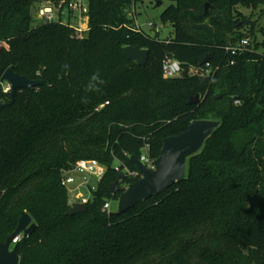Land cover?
<instances>
[{
  "label": "trees",
  "instance_id": "1",
  "mask_svg": "<svg viewBox=\"0 0 264 264\" xmlns=\"http://www.w3.org/2000/svg\"><path fill=\"white\" fill-rule=\"evenodd\" d=\"M74 1L0 0V79L15 67L44 82L0 110V242L26 212L37 230L19 242L20 264H264V25L240 12L264 0H82V38L63 15L34 23L36 4ZM146 2H170L162 21L173 39L136 32L129 11ZM247 36L252 50L226 52ZM127 46L149 51L145 67L124 57ZM167 58L181 76L165 78ZM94 74L103 82L89 90ZM196 120L220 126L188 159L185 181L124 214L105 212L141 178L127 175L111 193L125 169L136 171L130 158L147 148L157 160L164 140ZM81 160L107 171L86 212L67 216L63 181Z\"/></svg>",
  "mask_w": 264,
  "mask_h": 264
},
{
  "label": "water",
  "instance_id": "2",
  "mask_svg": "<svg viewBox=\"0 0 264 264\" xmlns=\"http://www.w3.org/2000/svg\"><path fill=\"white\" fill-rule=\"evenodd\" d=\"M163 6V2L156 4L157 8ZM1 46V43H0ZM124 57L140 67H145L149 60V51L140 47L127 46L123 50ZM206 56L201 65L208 63ZM11 86L10 102H0V110L6 106L13 105L16 94L20 90H32L44 85L43 81H32L27 77L16 73L15 67H10L0 79V92L3 84ZM200 96L190 99L189 105L197 104ZM220 126L219 121L196 120L192 122L187 130L177 136L166 138L160 157L153 162L154 169L145 166L138 157L132 156L131 163L134 164L141 178L131 184L119 197L116 213L121 215L135 208L136 205L160 196L173 186L185 181L187 176V161L190 157L198 154L205 142L213 135ZM125 176L120 175L117 181L111 185V193L116 194L119 184L124 181ZM87 204L77 203L66 214L75 216L86 212ZM37 230V224L33 218L24 213L19 220L18 227L10 234L5 242H0V264H20L19 242L23 238L32 236Z\"/></svg>",
  "mask_w": 264,
  "mask_h": 264
},
{
  "label": "built area",
  "instance_id": "3",
  "mask_svg": "<svg viewBox=\"0 0 264 264\" xmlns=\"http://www.w3.org/2000/svg\"><path fill=\"white\" fill-rule=\"evenodd\" d=\"M67 12L77 15V17H79L80 19L82 18L87 19V26L85 28L83 27L84 26L83 22H81L78 27L71 24L75 28L78 36L82 38L84 34L89 30V17H88L89 7L85 1L78 0L71 2L67 5L65 10H62V6L49 4L48 6L39 9L38 17L41 21L52 22L59 20L60 16L64 15ZM133 12L134 14H136L135 11ZM150 27L152 28L154 27V25H150ZM135 30L138 33L145 32L142 29V27H140L138 24L135 25ZM252 44H253V39L251 38V36H247L235 43H230L226 47V52L232 56L242 55L245 52L252 50L251 49ZM231 64L233 65L234 63L231 62ZM163 70H164L165 78H176L181 76L183 72L181 63L171 58H167V60L164 62ZM1 92L9 97L11 94V86L8 83H4ZM105 105H108V103H106ZM105 105H102L101 108L105 107ZM139 159L145 166L154 169L153 166L154 160L150 159L147 148L144 149L143 154ZM106 171L107 168L96 160H81L76 165L73 166L71 171L68 172V176L65 177L63 184L65 187L75 184L77 177L74 175V173H79L83 176L87 175V176L96 177L101 181ZM124 173L125 174H122L124 176L127 175L132 177L141 176L137 170L129 171L128 169H125ZM85 185L89 186L88 183H86ZM127 188L128 187H126V189ZM73 199L80 200V203H85V204H87L90 201L87 198H84L81 194H77L76 196H71L70 197L71 208L75 204L79 203ZM112 204L113 202H107L104 206V211L111 212L113 210Z\"/></svg>",
  "mask_w": 264,
  "mask_h": 264
},
{
  "label": "rangeland",
  "instance_id": "4",
  "mask_svg": "<svg viewBox=\"0 0 264 264\" xmlns=\"http://www.w3.org/2000/svg\"><path fill=\"white\" fill-rule=\"evenodd\" d=\"M169 6L170 2H164L163 6L160 8H157L155 4L146 2L145 4L139 5L137 7L136 14H134L133 10L129 11V17L133 18L134 25L138 24L146 33L152 36H156V33H158L162 41L171 40L174 38V29L170 23H164L162 21V15ZM38 7L39 6L37 5V7L32 8V14L35 20L34 23L36 24L40 23V21L38 20ZM240 12L248 20L256 22L258 29L264 25V6L256 11L250 9H240ZM63 19L66 23L70 22V24L77 27L80 25L81 22H83L85 27L87 24L86 18L80 19L79 17H77V15H74L73 13H65L63 15ZM150 25H154V27L151 28ZM243 32H249V28H244ZM257 40L258 42H263L264 36L261 33L257 32ZM68 172L65 176H68ZM74 175L77 177L76 183L66 187L69 192V196L71 197L76 196L77 194H81L84 198L91 200L93 198V194L98 190L100 180L96 177L87 175L83 176L79 173H74ZM86 183H88L89 186L85 185ZM76 201L80 203V200ZM112 208L114 211H116L118 208V203L113 202Z\"/></svg>",
  "mask_w": 264,
  "mask_h": 264
},
{
  "label": "clouds",
  "instance_id": "5",
  "mask_svg": "<svg viewBox=\"0 0 264 264\" xmlns=\"http://www.w3.org/2000/svg\"><path fill=\"white\" fill-rule=\"evenodd\" d=\"M102 80L100 79L99 75L98 74H94L92 77H91V81L88 85V89L89 90H98V87L97 85L99 84H102Z\"/></svg>",
  "mask_w": 264,
  "mask_h": 264
},
{
  "label": "crops",
  "instance_id": "6",
  "mask_svg": "<svg viewBox=\"0 0 264 264\" xmlns=\"http://www.w3.org/2000/svg\"><path fill=\"white\" fill-rule=\"evenodd\" d=\"M37 5L39 6L38 9H40V8H42V7L48 6L49 3H40V4H36L35 7H37ZM38 20H39V18H38ZM39 21H40V20H39ZM86 26H87V24H86ZM84 27H85V26H84Z\"/></svg>",
  "mask_w": 264,
  "mask_h": 264
}]
</instances>
